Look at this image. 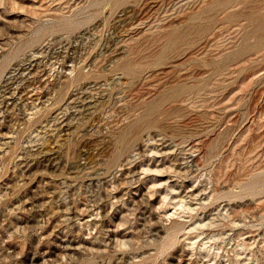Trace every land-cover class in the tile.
<instances>
[{"label": "rangeland", "instance_id": "374dc122", "mask_svg": "<svg viewBox=\"0 0 264 264\" xmlns=\"http://www.w3.org/2000/svg\"><path fill=\"white\" fill-rule=\"evenodd\" d=\"M0 264H264V0H0Z\"/></svg>", "mask_w": 264, "mask_h": 264}]
</instances>
